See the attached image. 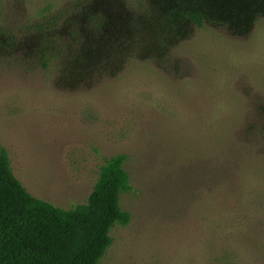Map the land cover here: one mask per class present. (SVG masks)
<instances>
[{"label":"rangeland","instance_id":"rangeland-1","mask_svg":"<svg viewBox=\"0 0 264 264\" xmlns=\"http://www.w3.org/2000/svg\"><path fill=\"white\" fill-rule=\"evenodd\" d=\"M195 1L0 0L16 178L73 209L127 157L131 222L99 264H264V15Z\"/></svg>","mask_w":264,"mask_h":264},{"label":"trees","instance_id":"trees-1","mask_svg":"<svg viewBox=\"0 0 264 264\" xmlns=\"http://www.w3.org/2000/svg\"><path fill=\"white\" fill-rule=\"evenodd\" d=\"M228 2L264 15V0ZM181 12L197 27L205 26L202 13ZM126 161L125 155L108 160L87 202L63 209L29 193L14 175L8 153L2 149L0 264H99L112 246L113 229L131 222V214L121 205L122 196L133 190Z\"/></svg>","mask_w":264,"mask_h":264}]
</instances>
